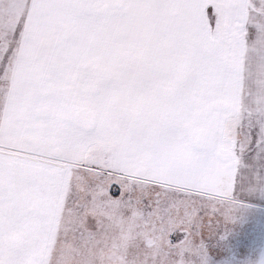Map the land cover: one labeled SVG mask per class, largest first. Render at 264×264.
Here are the masks:
<instances>
[{"label": "snow or ice", "instance_id": "1", "mask_svg": "<svg viewBox=\"0 0 264 264\" xmlns=\"http://www.w3.org/2000/svg\"><path fill=\"white\" fill-rule=\"evenodd\" d=\"M253 195L264 0H0V264H100L113 210L125 264H212Z\"/></svg>", "mask_w": 264, "mask_h": 264}, {"label": "rangeland", "instance_id": "2", "mask_svg": "<svg viewBox=\"0 0 264 264\" xmlns=\"http://www.w3.org/2000/svg\"><path fill=\"white\" fill-rule=\"evenodd\" d=\"M235 213V220L221 226L219 234L209 241L208 252L212 264H255L264 256L261 242L264 232V210L244 204ZM262 220L251 221V215ZM256 214V215H254ZM103 228L94 240L101 242L93 251L99 257L100 264H125L124 254L128 247L136 242L139 236L136 230L137 221L132 217H121L115 210L105 212L102 218ZM147 243L159 245V237L146 238ZM64 247H68L67 244Z\"/></svg>", "mask_w": 264, "mask_h": 264}, {"label": "crops", "instance_id": "3", "mask_svg": "<svg viewBox=\"0 0 264 264\" xmlns=\"http://www.w3.org/2000/svg\"><path fill=\"white\" fill-rule=\"evenodd\" d=\"M241 203L243 204H248L249 206H253L255 207L256 209L258 210H264V198H261L259 195H253V196H243L241 197ZM262 214L264 213H260L259 216H261ZM251 216V221L254 219V221L257 220V215L256 216H252L253 214H250ZM259 220H262L261 217H258ZM264 218V217H263ZM264 221V219H263ZM259 244H261V248H263V250L261 251L262 253H264V232H263V236H262V239H261V242H259Z\"/></svg>", "mask_w": 264, "mask_h": 264}]
</instances>
